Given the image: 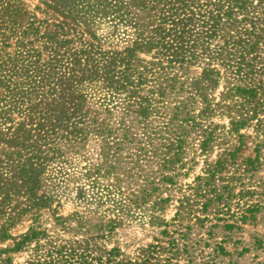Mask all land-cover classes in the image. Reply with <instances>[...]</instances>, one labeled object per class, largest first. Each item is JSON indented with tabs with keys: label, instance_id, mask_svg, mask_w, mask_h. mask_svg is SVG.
<instances>
[{
	"label": "rangeland",
	"instance_id": "1",
	"mask_svg": "<svg viewBox=\"0 0 264 264\" xmlns=\"http://www.w3.org/2000/svg\"><path fill=\"white\" fill-rule=\"evenodd\" d=\"M67 1V7L58 8L44 0H7L23 11L18 17L12 14L13 20L6 17V25L0 32V77L11 81L12 88L18 82L29 89L21 67V52L27 48L41 54V73L37 81L44 86L32 91L34 95L25 102V107L30 105V100L36 103L43 98L51 99L49 89L59 87L58 79H48L46 75L49 59L54 51H59L60 41L67 42L57 53L66 56L62 74L74 72L71 60L67 58L82 49H87L90 56L94 55L102 68L108 61L107 56L124 52L134 45L137 37L136 29L131 26L134 23H125V20L135 21L137 16L145 19L168 11L161 0H136V3L127 0L128 11L112 12L109 8L110 14L97 11L94 0ZM116 2L109 0L113 5H118ZM226 5H222L223 10L227 9ZM263 11L264 0H250L246 8L235 10L232 19L224 17L219 25L209 18H206L209 22L202 23V16L192 23L189 39L199 46L198 53L203 54L204 60L191 67L188 80L199 76L203 68L211 64L220 71L221 81L211 96L214 103H219L213 116L201 121L202 105L193 106L192 114L199 118L202 126L191 129L186 137L183 168L179 162L164 171L161 166L163 149L155 157L149 152L143 156L142 148H149L148 151L153 147L160 149V137H156L150 148L147 138L143 137L145 128L136 113L137 107L128 103L125 91L109 88L103 75L88 76L79 83L80 77L76 79V94L84 97L82 112L86 118L78 126L83 130L73 132L77 131L72 129L76 124L73 118L68 131L61 129L51 136L50 144L39 143L36 154H28L40 171L33 191H27L25 178L18 171L17 156H11L12 149L0 142V185L3 187L0 190V264L4 260L9 264L36 262L45 257L44 249L49 248L46 245L51 242L59 246L79 245L91 250L93 257L103 256L105 262L110 251L119 249V257L109 264L120 261L122 264H264V74L260 70L264 66V28L258 19L264 17ZM33 21L34 29L29 27ZM54 23L62 27H55ZM37 26L41 27L40 32L35 31ZM46 29L56 33L54 40L44 35ZM4 39H7L5 43ZM155 54L156 50L139 52L136 71L141 72L142 67L153 62ZM85 57L82 64L89 75L95 68L91 67L92 61L89 65L85 63ZM78 71L83 73V70ZM149 79L153 81V78ZM47 80L49 82L45 83ZM233 85L257 88L260 106L256 117L251 112L244 113V107L250 110L252 104H246L239 95L222 101L228 90L232 89V95H235L233 89L236 86ZM153 86L154 82L144 85V94L147 95ZM59 91L54 92L59 95ZM6 94V88L0 85V96ZM187 96L176 87L163 103L154 101L157 102L154 107L159 105L156 107L159 110L151 116L148 130L160 132L175 105ZM128 109L131 112L126 114ZM26 114H29L28 110L25 120ZM240 114L247 122L244 127L234 130L231 121ZM13 118L16 125L8 123L7 127H17L24 121V115L14 114ZM6 125L0 126V130ZM31 126L29 124L28 128ZM209 128L218 129L219 139L210 142L202 152L204 138L201 132ZM217 161L220 162L217 167L223 169L216 177V188L224 199H215L205 210L202 204L208 196L192 195L199 184L203 185L197 178L208 179V173L216 167ZM98 169L102 174L98 175ZM107 170L109 176L104 174ZM171 178L175 185L168 181ZM146 189L151 197L143 200ZM206 189L211 191L210 195H215L211 187ZM118 190L123 193L122 206L112 201L121 199ZM183 195H190L193 200L187 209L180 206ZM130 199L132 202L128 201ZM225 203H228L229 211L223 208ZM111 219L117 222L114 227L100 230ZM187 226L191 231L185 241H180L179 252H169L170 236L179 239L178 233ZM31 227L40 231L39 238L15 250L20 236ZM165 230L170 231V236L163 234ZM5 236L7 239L4 240ZM43 244V250L39 252V245ZM155 246L158 250H154Z\"/></svg>",
	"mask_w": 264,
	"mask_h": 264
},
{
	"label": "trees",
	"instance_id": "2",
	"mask_svg": "<svg viewBox=\"0 0 264 264\" xmlns=\"http://www.w3.org/2000/svg\"><path fill=\"white\" fill-rule=\"evenodd\" d=\"M44 1H50L58 8L62 5L65 7L68 6L67 0ZM94 1L96 3L97 11L103 14H110L111 11L109 8H111L112 12L128 11L127 6H129V4L127 0H115L118 5L110 4L109 0ZM163 1V5L167 7L168 11L160 12L161 14L158 16H149L145 19H142V16H137L135 21L125 20V23H134L131 25L132 28L136 29L137 34L134 45L132 48H129L124 52H115L111 56H107L108 61L105 62V65L103 63L102 68H100L98 62L95 60L94 55L90 56L87 49H82L79 51L76 50L75 53H71L67 58L71 60L70 62L72 63V70L74 72L68 75L65 73L62 74V69L65 67V64L63 63L66 56H62L57 53L60 52V48H62L63 45H67V42L60 41L59 51H54L53 55L49 59V73L46 75L48 79H58V82H60L59 87L49 89L48 93L52 96L51 99L43 98L40 102L36 103H33V101L30 100V105L25 107V102L29 100L30 96L34 95V92L32 91L38 87L44 86V84H40L37 81L38 74L41 73V68L39 67V58L41 54L40 51H37L36 49L25 48V52H21V67L24 71V75L26 74L25 80H28L26 88L28 87L31 91L29 89H25L24 86L18 82H15L12 88V83H10L11 81H7L6 77H0V85L6 88L7 93L4 97L0 96V126H5L8 123L13 124L14 126L16 124L13 115H24V121L17 127H13L12 125L7 127L6 125V131H4L5 129L0 130V142L5 144L7 148L9 147L12 149L13 153H10L11 156H17V160L19 161L18 168H20L18 171L23 178H25L27 191L34 190L35 185L38 184V177L40 173L34 158L28 156V154H36L35 148L39 147V143H42V145L50 144L53 140L51 136L56 135L61 129L68 131L67 129L70 128L69 122L73 118L76 119V124L72 129H77V131L73 132L77 133L83 130L78 128V126L83 124L85 121L84 118H86L85 113L82 112L84 97L81 94H76L75 90V85L77 83L76 79L79 77L80 79L78 83L86 80L85 78L88 76V78H97L99 75H103L109 85V88L116 91H125L127 93L128 103L135 104L137 107L136 113L140 118V123H142L145 128L143 137L147 138L150 148H152L151 146L154 144L156 137H160V149L153 147L152 150L148 151L149 148H142L140 151H144L143 156H146L149 152L152 154V157H155L156 153L163 149L164 156L161 159L163 162L161 166L164 171L169 169V166L176 165L179 162L182 163L181 167L183 168L185 163H183L182 159L186 154L184 150L186 137L190 134L191 129L201 128L202 126L201 122L197 120L199 118L192 114L193 106L196 104L202 105L200 112V117L202 118L199 120H207L209 117L213 116L214 112L217 111V108L215 109V107L219 106V103H214L213 101L215 99L211 96L212 93L218 89L221 81L220 71L215 67H212L211 64H207L199 76L188 80V75L191 73V67L204 58L202 56L203 54L198 53L199 46H196L195 42L189 39V34L191 32L190 27L198 16H202V23L212 21L213 24L217 23L219 25L224 17L232 19L235 10L239 11L246 8L250 0H161V2ZM132 2L136 3L137 1L130 0V3ZM223 4H227L226 10H223ZM134 6L137 7V5ZM22 11V8L18 5H13V3L9 4L7 0H0V32L1 30H4L2 27H5L6 25V17L13 20L15 16H20ZM12 14H14V17H12ZM262 14H264V11ZM206 18L211 20L207 21ZM258 19L262 21L264 28V17ZM54 24H56L53 25L55 27H62L57 23ZM29 27L34 29V21ZM40 29L41 27L37 26L35 31L40 32ZM53 32V30L46 29L44 35H47L49 39L54 40L56 38V33L52 34ZM6 41L7 39H4L3 43ZM256 45H254V47H256ZM142 50H146L148 52L156 50V54L155 56L153 55V62H149L146 66L142 67L141 72H137L136 69L138 68V60L136 57ZM85 55V63L89 65V62L92 61L91 67L95 68L90 71L89 75H86L84 72L85 66L82 64V59ZM78 69L81 71L83 70V73H80ZM260 70H262V73L264 74V66L261 67ZM185 76L187 78H185ZM149 78H153V81ZM182 78H185V80L182 81ZM47 82H49V80L45 83ZM148 82H154L155 86H153V89H149L147 92L148 94L145 95L143 86L148 85ZM233 86L235 87L236 85ZM176 87L177 89L179 88L181 92L185 91L188 96L175 105L169 121L163 122V127L159 129L160 132L156 129H154V131H149L148 122L153 113H156V111L159 110L156 109L159 105L154 107L155 103H157L154 101L157 100L159 103H163L167 96L171 94V91H174ZM184 88L186 89L184 90ZM57 90H60L59 95L54 92ZM233 90L235 95H232V89L228 90L229 92L225 96L226 98L222 101L227 102L228 99L235 98L239 95L240 98L245 100L246 104H252L250 110H247L248 107L246 106L244 107L246 110H241H244V113L251 112L254 117H256L259 113L258 108L260 106V102L257 100V88L236 86ZM131 107L134 106L131 105ZM27 110L29 114H26L27 120H25V112ZM130 112L131 111L128 109L126 114H129ZM242 114L237 115L238 118L234 117L232 119L231 126L234 127V130H238L245 126L247 119L245 120L242 118ZM165 118L166 116H164V120ZM145 122H147V124H145ZM29 124H32V126L28 128ZM33 124L35 125L33 126ZM123 125H125V123H123ZM217 131V128H209L208 131L205 130L201 132L204 138L201 144L202 152L206 150L205 147L210 142L213 143L219 139ZM73 132L68 134H73ZM128 132L129 129L128 131L126 130L125 134L127 138ZM215 165L216 167L211 169L212 171L208 173V179L204 180L200 177L197 178L198 180L203 181V185L199 184L195 193L192 195H196L200 198H206L208 196V199L202 204V208L205 210L215 199L217 201H222L224 199V195L217 193L216 188V177L222 172L223 168L217 167L220 166L219 161H217ZM39 168H42V165H40ZM172 170H175V168ZM97 173L98 175L102 174L101 169H98ZM104 174L109 176L110 172L107 170ZM168 181L172 185L176 184L173 178L168 179ZM115 187L117 188V186ZM207 187H211L215 195H210L212 193L211 191H207ZM2 189L3 187L0 185V190ZM118 191L120 194L118 196L121 199H114L112 201L117 202L118 206H122V204H124V201H122V198H124L123 193L121 190ZM108 192L109 195L112 194L111 189L108 190ZM207 192H209V194ZM144 194L145 196L142 197L143 200H147V198L151 197V193L147 189L144 190ZM128 201L132 202L131 199ZM134 201V203H137V200ZM192 201L193 200L190 195L189 197L183 195L180 206L183 208L185 206V209H187V206H191L190 203ZM125 204L127 205V202H125ZM223 208L227 209V211L230 210L228 203H225ZM179 215L178 210L176 217L178 218ZM242 218L244 217L242 216ZM197 221L202 222L199 218H197ZM116 223V220L111 219V221L105 226L100 227V230L113 228ZM166 226L168 227L169 225ZM228 226L233 228L232 225ZM189 231H191L189 226L184 227V230H181V232L178 233L179 239L170 236L169 230L163 231V234L170 236L169 252H174L173 254L179 252L180 241H185L189 237ZM40 235L41 233L36 227H31L27 233L20 236L21 241L16 243L15 250H19L25 244L38 239ZM5 239H7L6 236L4 237V240ZM44 244L39 245V252L43 250ZM50 244L46 245L49 248L44 249L46 250V252L43 253L45 254V257H40L36 262H32L30 264H109L120 255L119 249H113L109 252L110 257L105 262L103 256H100L99 258L93 257L91 250L82 248L79 245L74 246V244L72 245L67 243L59 246L53 245L52 242ZM154 250H158V247L155 246ZM6 251L7 250L3 252ZM2 264L9 263L4 260ZM117 264L122 263L120 261Z\"/></svg>",
	"mask_w": 264,
	"mask_h": 264
}]
</instances>
